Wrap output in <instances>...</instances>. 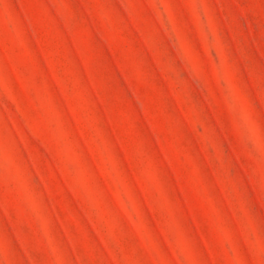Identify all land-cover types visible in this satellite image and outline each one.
Segmentation results:
<instances>
[{
    "label": "rangeland",
    "instance_id": "1",
    "mask_svg": "<svg viewBox=\"0 0 264 264\" xmlns=\"http://www.w3.org/2000/svg\"><path fill=\"white\" fill-rule=\"evenodd\" d=\"M0 264H264V0H0Z\"/></svg>",
    "mask_w": 264,
    "mask_h": 264
}]
</instances>
